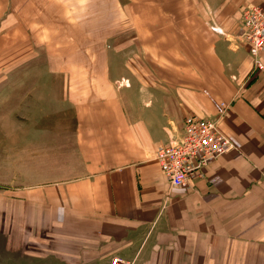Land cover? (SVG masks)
Listing matches in <instances>:
<instances>
[{
    "label": "crops",
    "instance_id": "0c3cea01",
    "mask_svg": "<svg viewBox=\"0 0 264 264\" xmlns=\"http://www.w3.org/2000/svg\"><path fill=\"white\" fill-rule=\"evenodd\" d=\"M252 4L18 0V65L47 45L45 9L103 63L64 83L62 128L45 130L64 175L0 189V264H264V70L239 38ZM189 114L233 148L173 187L153 156Z\"/></svg>",
    "mask_w": 264,
    "mask_h": 264
},
{
    "label": "rangeland",
    "instance_id": "374dc122",
    "mask_svg": "<svg viewBox=\"0 0 264 264\" xmlns=\"http://www.w3.org/2000/svg\"><path fill=\"white\" fill-rule=\"evenodd\" d=\"M45 10L47 45L18 65V0H0V189L64 175L62 167L46 164L54 160L57 148L56 138L45 130L62 128L56 118L68 112L60 95L64 83L74 80L78 67L103 63L98 42H80L79 32L64 14ZM84 45L95 49L94 56H82Z\"/></svg>",
    "mask_w": 264,
    "mask_h": 264
},
{
    "label": "built area",
    "instance_id": "2783aa9c",
    "mask_svg": "<svg viewBox=\"0 0 264 264\" xmlns=\"http://www.w3.org/2000/svg\"><path fill=\"white\" fill-rule=\"evenodd\" d=\"M240 41L247 48L252 62V74L264 70L260 56L264 54V7L247 5L241 11ZM212 31L221 34L218 28ZM233 148L230 140L220 132L216 121L189 114L183 123L182 135L161 146L154 153L162 175L173 187H185L191 176L209 161ZM110 264H123L119 258Z\"/></svg>",
    "mask_w": 264,
    "mask_h": 264
}]
</instances>
